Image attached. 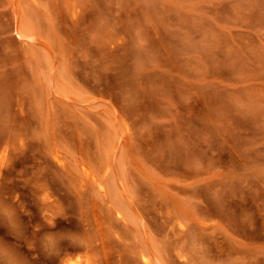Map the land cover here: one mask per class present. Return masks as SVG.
<instances>
[{
  "label": "rangeland",
  "instance_id": "rangeland-1",
  "mask_svg": "<svg viewBox=\"0 0 264 264\" xmlns=\"http://www.w3.org/2000/svg\"><path fill=\"white\" fill-rule=\"evenodd\" d=\"M145 259L264 264V0H0V264Z\"/></svg>",
  "mask_w": 264,
  "mask_h": 264
},
{
  "label": "bare ground",
  "instance_id": "bare-ground-1",
  "mask_svg": "<svg viewBox=\"0 0 264 264\" xmlns=\"http://www.w3.org/2000/svg\"><path fill=\"white\" fill-rule=\"evenodd\" d=\"M90 176L92 177V174H90ZM87 242H89V240H88ZM92 242H93V241H92ZM85 244H87V243H85ZM87 245H88V244H87ZM89 245H90V242H89ZM89 245H88V246H89ZM93 246H94V243L92 244V247H93ZM89 247H90V246H89ZM89 247H88V248H89ZM92 247H91L90 249H92ZM94 248H95V247H94ZM94 248H93V249H94ZM145 263H146V264H151L150 261L147 260V259H145Z\"/></svg>",
  "mask_w": 264,
  "mask_h": 264
}]
</instances>
